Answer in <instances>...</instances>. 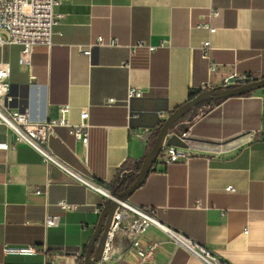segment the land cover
Wrapping results in <instances>:
<instances>
[{"label": "crops", "instance_id": "0c3cea01", "mask_svg": "<svg viewBox=\"0 0 264 264\" xmlns=\"http://www.w3.org/2000/svg\"><path fill=\"white\" fill-rule=\"evenodd\" d=\"M210 7L220 13L213 19V49L206 59L199 45L209 35L191 26ZM54 11L61 18L52 44L34 48L30 71L18 64V46H4L0 60L10 63V95L37 120L56 118L69 106L68 119L77 123L87 110L86 147L66 127L56 129L50 146L105 187L125 160L144 157L162 123L161 112L167 117L234 72L264 77V0H72ZM97 36L114 37L118 44L83 54ZM162 38L169 45L152 53L131 49L137 40L155 44ZM127 61L130 66H123ZM210 62L216 64L211 72ZM129 86L140 88L142 96L126 99ZM107 98L116 103L106 104ZM207 104L178 122L191 158L168 166L159 161L127 199L155 208L161 222L231 264H264V91ZM132 129L139 140L131 138ZM12 143V133L0 125V264H80L101 196L75 182H51L41 155ZM227 185L233 191L226 192ZM37 189L42 192L36 194ZM198 199L209 207L194 208ZM60 200L77 207L62 211ZM52 214L61 216L60 223L45 227ZM148 240L163 243L150 264H203L154 226L141 237L143 244ZM29 245L36 254L3 251ZM106 264L139 263L126 255Z\"/></svg>", "mask_w": 264, "mask_h": 264}, {"label": "built area", "instance_id": "2783aa9c", "mask_svg": "<svg viewBox=\"0 0 264 264\" xmlns=\"http://www.w3.org/2000/svg\"><path fill=\"white\" fill-rule=\"evenodd\" d=\"M72 0H0V48L7 45L18 46L19 56L18 64L28 71L32 67V53L37 46L49 47L52 44V36L55 33V27L60 23L61 15L57 14L54 9L57 5L71 2ZM220 11L218 8L210 7L202 16L201 20L192 25V28L206 30L208 37L199 45V50L203 58L209 59L213 49L210 36L215 32L213 19L218 17ZM169 39L162 38L153 44L147 40H137L131 45V49L143 48L148 53H152L158 48L169 45ZM116 38L109 37L104 39L97 36L93 43L82 48L81 52L85 55H91L93 47L102 45L116 46ZM125 67L130 66L127 61L122 64ZM215 63H209V71L215 70ZM10 63L0 60V125L5 126L13 135L12 147L25 145L38 152L44 165L56 169L59 173L69 178L72 182L84 186L85 188L98 193L102 200L99 206H95L94 212L99 214L100 209L104 206L108 198L115 199L110 190L98 182L92 175L85 174L55 154L50 146V140L56 136L58 127L68 128V133L79 141L84 147L89 140V129L91 125L88 122V111L81 110L79 121L71 123L68 119L69 106L61 108L60 115L56 118L47 120H37L32 118L27 110L21 105L13 106L11 101L14 99L10 95ZM257 80L252 74H239L234 72L222 80L221 85L235 87L245 83ZM142 90L136 86H129L126 91V99L141 97ZM106 104L116 103L114 98H107ZM161 122L164 121L163 112L159 114ZM130 136L134 140L141 138L136 129L130 131ZM187 138L184 132L180 139L183 141ZM191 152L188 148L168 145L164 147L158 158L159 161L168 166L176 162H187L191 158ZM226 192L233 191L231 185L225 186ZM41 189L35 190L40 194ZM118 203L113 222L110 227L107 243L103 255L95 264H106L109 261L110 242L115 233H125L132 236L131 245L123 252L121 257L132 255L137 258L139 264H150L155 261L156 254L162 248L163 243L156 240H148L146 243L141 242L149 226H154L173 242L176 248H182L192 256L198 258L203 264H231L219 256L214 250L198 242L190 236L179 230L161 222L157 218L156 209L151 206H139L128 199H115ZM62 211H73L76 209L75 204L60 200L57 204ZM194 208H207L201 200H195ZM59 214L47 215L43 221L45 227H55L60 223ZM246 233V228L244 229ZM5 254L13 255H33L37 253L35 246L3 248Z\"/></svg>", "mask_w": 264, "mask_h": 264}, {"label": "water", "instance_id": "95a60500", "mask_svg": "<svg viewBox=\"0 0 264 264\" xmlns=\"http://www.w3.org/2000/svg\"><path fill=\"white\" fill-rule=\"evenodd\" d=\"M261 91H264V77L235 87L221 85L203 90L190 100L175 108L161 123L155 137L149 141L139 169L135 171L132 167L124 168L125 173L134 172L136 174L134 182L121 192H116L118 184L115 185L114 188L110 190L111 194L115 199H127L131 193L142 184L148 173L156 170V165H154V163L164 147L168 145L184 148L188 147V145L180 139L181 135L186 131L178 129L177 126L178 122L192 109L205 102L210 104L211 102L227 97L241 96L247 92L250 94ZM208 104L206 107H208ZM50 181L72 182L69 178L59 174L58 171L52 167H50ZM115 199L108 198L101 208L93 233L86 244L82 264H95L103 255L108 233L113 222V216L118 208V203ZM132 240V236L128 234L115 233L110 242L109 260L119 259L123 252L131 245Z\"/></svg>", "mask_w": 264, "mask_h": 264}, {"label": "trees", "instance_id": "16d2710c", "mask_svg": "<svg viewBox=\"0 0 264 264\" xmlns=\"http://www.w3.org/2000/svg\"><path fill=\"white\" fill-rule=\"evenodd\" d=\"M249 93H244L242 95H248ZM241 95V96H242ZM192 97V96H190ZM23 104V102H20ZM11 105L16 106L17 101L15 100V98L11 101ZM143 159V158H142ZM141 160H139L138 162L133 163L132 160H125L118 168L116 171V175L114 177V179L110 182L106 184V187H110L111 189L114 188L115 185L118 184L117 190L116 192H121L124 189H126L128 186H130L134 180L136 179V174L134 172H130V173H125L124 172V168H130L132 167L133 170H138L141 164ZM159 162V158L156 159L154 165H157ZM82 264V262L80 263Z\"/></svg>", "mask_w": 264, "mask_h": 264}, {"label": "rangeland", "instance_id": "374dc122", "mask_svg": "<svg viewBox=\"0 0 264 264\" xmlns=\"http://www.w3.org/2000/svg\"><path fill=\"white\" fill-rule=\"evenodd\" d=\"M3 49H4V47L0 48V58H1L2 55H3Z\"/></svg>", "mask_w": 264, "mask_h": 264}]
</instances>
